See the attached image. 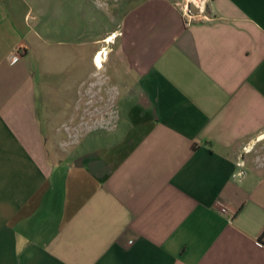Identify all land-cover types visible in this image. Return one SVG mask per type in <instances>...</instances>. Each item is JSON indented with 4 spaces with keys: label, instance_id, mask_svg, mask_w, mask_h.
Wrapping results in <instances>:
<instances>
[{
    "label": "crops",
    "instance_id": "0c3cea01",
    "mask_svg": "<svg viewBox=\"0 0 264 264\" xmlns=\"http://www.w3.org/2000/svg\"><path fill=\"white\" fill-rule=\"evenodd\" d=\"M206 1L186 25L138 0L98 40L117 117L75 148L27 20L58 0H0V264H264V0Z\"/></svg>",
    "mask_w": 264,
    "mask_h": 264
},
{
    "label": "rangeland",
    "instance_id": "374dc122",
    "mask_svg": "<svg viewBox=\"0 0 264 264\" xmlns=\"http://www.w3.org/2000/svg\"><path fill=\"white\" fill-rule=\"evenodd\" d=\"M137 1L58 0L51 14L41 17L33 10L32 16L27 19L32 24L35 21L42 28L41 33L44 36L35 51L43 71L39 76L40 83L47 87H62L58 92L61 97L52 98L54 92H49L47 88L43 91L48 104L51 98L54 104L57 103L58 108H53V111H58L54 121L60 124L63 120L73 117L75 123L83 127L81 130L73 129L74 142L70 141L66 147L72 144L71 146L76 148L80 142L97 144V136L105 132V129L99 126L111 127L115 124L117 112L114 94L105 97V91L99 90L97 86L87 90L89 78L96 80L98 73H104L106 76L111 73L114 53H111L110 60L105 61L101 67L96 65L97 61H93L92 55L99 47L101 50L110 45L116 47L114 40L109 41L112 43L105 42L104 39L98 43L96 41L113 33L119 27L126 11ZM115 36L113 34L114 38ZM104 45L106 46L103 47ZM83 80L86 81L84 87ZM104 111L109 116L108 119L97 121L98 115L101 116Z\"/></svg>",
    "mask_w": 264,
    "mask_h": 264
},
{
    "label": "built area",
    "instance_id": "2783aa9c",
    "mask_svg": "<svg viewBox=\"0 0 264 264\" xmlns=\"http://www.w3.org/2000/svg\"><path fill=\"white\" fill-rule=\"evenodd\" d=\"M176 5L180 7L186 25H190L196 19H201L202 16H205V14H206V9H207V7H206L207 1L206 0H201L200 3L197 0H183V1L176 0ZM100 52H101V50L99 51V53ZM104 55H106V54H104ZM18 58H19V53L16 52L13 55L12 60L16 61ZM243 150L245 152H249L252 150V148L249 145H246L243 147ZM239 164L243 165V162H240ZM222 206H223V208H225V206L223 204H222Z\"/></svg>",
    "mask_w": 264,
    "mask_h": 264
},
{
    "label": "flooded vegetation",
    "instance_id": "af4514ba",
    "mask_svg": "<svg viewBox=\"0 0 264 264\" xmlns=\"http://www.w3.org/2000/svg\"><path fill=\"white\" fill-rule=\"evenodd\" d=\"M98 42H100V41L97 40L96 43H98ZM100 48H101V47L97 48L96 51H95V52L93 53V55H92V58L94 59V62H95V58H96V55H95V54H96L97 52L100 51ZM103 115H104V112H103V114H102L101 116L98 115V117L96 118V120L99 121V120H100V117H103ZM95 122H96V121H95Z\"/></svg>",
    "mask_w": 264,
    "mask_h": 264
},
{
    "label": "bare ground",
    "instance_id": "6f19581e",
    "mask_svg": "<svg viewBox=\"0 0 264 264\" xmlns=\"http://www.w3.org/2000/svg\"><path fill=\"white\" fill-rule=\"evenodd\" d=\"M197 1L199 2L200 0H197ZM103 50H105V48H104ZM108 52H109V49H107V51H104V52L102 53V58H103L104 54H106V55H105V58H107L108 55H109ZM98 54H99V53H98ZM98 54H97V55H98Z\"/></svg>",
    "mask_w": 264,
    "mask_h": 264
},
{
    "label": "snow or ice",
    "instance_id": "6c2138e0",
    "mask_svg": "<svg viewBox=\"0 0 264 264\" xmlns=\"http://www.w3.org/2000/svg\"><path fill=\"white\" fill-rule=\"evenodd\" d=\"M97 59L99 60V57Z\"/></svg>",
    "mask_w": 264,
    "mask_h": 264
}]
</instances>
